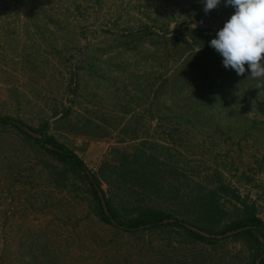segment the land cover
Segmentation results:
<instances>
[{"label":"rangeland","instance_id":"374dc122","mask_svg":"<svg viewBox=\"0 0 264 264\" xmlns=\"http://www.w3.org/2000/svg\"><path fill=\"white\" fill-rule=\"evenodd\" d=\"M233 11L224 0L207 13L203 0H0V117L31 129L46 126L95 173L114 149L163 152L185 168L188 183L227 184L264 220V126H254L264 120V79L197 81L181 97L183 117L161 116L151 84L165 69L172 74L165 56L172 48L156 46V37H146L151 33L140 42L123 35L145 26L156 34L196 27L217 32ZM70 105L71 119L61 120ZM53 163L17 130L0 129V264L252 260L238 238L206 246L168 231L119 232L94 215L85 189L55 184Z\"/></svg>","mask_w":264,"mask_h":264},{"label":"trees","instance_id":"16d2710c","mask_svg":"<svg viewBox=\"0 0 264 264\" xmlns=\"http://www.w3.org/2000/svg\"><path fill=\"white\" fill-rule=\"evenodd\" d=\"M211 31L212 28L196 27L173 32L162 29V34H156L153 27L145 26L123 32L132 42H140L144 40L142 36L151 33L146 37H156V46H168V50L169 46L172 48V52L169 50L165 54L166 60L172 64V74L165 69L159 74L158 82L151 84L156 86L154 97L159 115L169 117L173 113L183 117L184 113L180 111L181 106H184L181 97L197 81L238 76L233 70L223 67L222 57L209 46L210 40L217 33ZM85 34L84 32L82 36ZM244 76L250 75L245 73ZM77 79L74 72L69 87L71 105L77 93ZM169 92L171 98H163ZM170 99L172 102L167 103ZM71 105L63 110L61 120L71 119ZM259 111L264 113L262 108ZM254 126L255 130L259 129L264 126V120L255 122ZM24 127L31 129L18 118L0 117V129L17 130L54 161L51 172L54 173L57 186L68 187L73 184L74 187H79V191H87L94 205V215L105 225L130 236L168 231L171 238L178 235L191 243L206 246H214L228 238L212 236H223L228 232L241 230L229 237L245 241L252 252V260L248 264H256L264 256V220L259 217L257 206L242 198L229 185L219 183L208 186L203 182L190 184L187 182L188 173L177 161L166 157L163 152L154 154L144 148H136L132 152L114 149L106 154L100 171L95 173L75 151L54 136L48 135L45 132L46 126L31 129L41 134L40 139L30 136ZM103 183L108 184V191L103 189ZM188 187L190 192H184ZM116 189L122 195L113 194ZM100 193L108 213L102 204ZM187 225L211 237L193 232ZM222 225V230H218ZM260 264H264V257Z\"/></svg>","mask_w":264,"mask_h":264},{"label":"clouds","instance_id":"9594fccd","mask_svg":"<svg viewBox=\"0 0 264 264\" xmlns=\"http://www.w3.org/2000/svg\"><path fill=\"white\" fill-rule=\"evenodd\" d=\"M221 0H203L205 13ZM234 11L224 22L212 47L222 57L225 69L238 76L248 73L253 79H264V0H224Z\"/></svg>","mask_w":264,"mask_h":264},{"label":"water","instance_id":"95a60500","mask_svg":"<svg viewBox=\"0 0 264 264\" xmlns=\"http://www.w3.org/2000/svg\"><path fill=\"white\" fill-rule=\"evenodd\" d=\"M24 130L30 135V136H32L33 138H36V139H40L42 136H41V134L39 133V132H35V131H33V130H31V129H28V128H26V127H24ZM100 198H101V201H102V204H103V206H104V208H105V211L108 213V211H107V209H106V205H105V200H104V198H103V196H102V194L100 193ZM166 223V222H165ZM187 227L191 230V231H193V232H196V233H198V234H200V235H202V236H204V237H211L210 235H208V234H206V233H204V232H202V231H200L199 229H197V228H194V227H192V226H189V225H187ZM241 230H238V231H232V232H228V233H226L225 235H223V236H212V237H217V238H223V237H229V236H232V235H234L235 233H237V232H240ZM263 257L264 256H262V257H260L258 260H257V262H256V264H260V262H261V260L263 259Z\"/></svg>","mask_w":264,"mask_h":264}]
</instances>
